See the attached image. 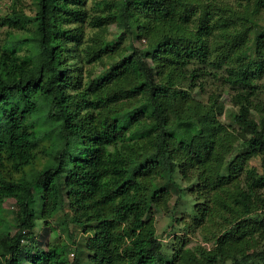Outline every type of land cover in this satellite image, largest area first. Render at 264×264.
Returning <instances> with one entry per match:
<instances>
[{
    "label": "trees",
    "instance_id": "1",
    "mask_svg": "<svg viewBox=\"0 0 264 264\" xmlns=\"http://www.w3.org/2000/svg\"><path fill=\"white\" fill-rule=\"evenodd\" d=\"M258 15L264 0H36L1 16L28 34L0 44V264H65L68 244L45 236L59 213L86 233L69 264H264V26L237 27ZM213 80L235 125L223 92L200 96ZM177 172L197 198L174 220L210 247L156 233Z\"/></svg>",
    "mask_w": 264,
    "mask_h": 264
},
{
    "label": "rangeland",
    "instance_id": "2",
    "mask_svg": "<svg viewBox=\"0 0 264 264\" xmlns=\"http://www.w3.org/2000/svg\"><path fill=\"white\" fill-rule=\"evenodd\" d=\"M35 1L36 0H0V17L4 16L8 13H10L13 9L15 10H22L26 14H32L35 10ZM89 4V2H88ZM264 26V16H256L254 19V23L250 21H244L242 24H237V27L239 29L246 28L248 31V36H251L253 31H256L259 27ZM236 27V28H237ZM85 31L87 32L86 35L91 34L92 31H94L93 28L87 26L85 28ZM26 34H28V31L25 29H15L10 28L7 25H1L0 26V44L5 42L6 38H18L23 37ZM121 34L122 29L115 23H111L107 27V38H109L112 42L121 40ZM138 34H142V32L135 31L134 35H132V43L136 46H143L146 44L145 36H137ZM129 41L128 38L124 41L125 44H127ZM21 51V50H20ZM101 66H91V70L94 74H98L101 70ZM89 69V71H91ZM84 74H88L85 70H83ZM209 79H211L209 77ZM214 83L208 82L205 84V88L202 91V94H200L201 98L205 100L210 93L213 91L222 93V96L220 97V100L225 104L224 110L219 114L220 120L228 125H235L230 118L228 117V112L231 106V102L229 101L230 98V90L226 89V87L220 86L219 82L216 80H213ZM220 86V87H219ZM219 88V89H218ZM197 90V89H195ZM193 96H198L197 91L193 93ZM45 156L42 155V157H39L37 164L40 166L41 162L44 160ZM248 167H255V169L258 172H261L262 166H261V159L259 157H252L247 161ZM161 178V177H160ZM154 185L161 184L166 180V174H162L161 179L154 178ZM176 182L181 186V190L179 191L175 185L172 182H167L166 186L164 185L162 189L165 191L163 193V201L159 200L158 204L156 203L157 208L153 210L152 212V218H153V224L155 226L156 233L158 237L166 242L170 243L172 241H176L177 244L185 243L186 246L192 247L196 244L201 243L204 246L210 247L212 245L213 239L206 240L203 236L204 234L200 231V229H196L194 232H189L184 228V221L181 218V221L176 222L174 220L175 216H180V214L183 212L184 216L183 219L186 216V212H188V207L190 206L191 202L195 201V198H197L194 194L190 192V189H187L190 186V183L186 180H184L181 177L180 173H176L175 175ZM264 191V190H263ZM262 191V192H263ZM264 194V192H263ZM9 201L4 202L3 205L5 207L9 206ZM7 217H10V213H6ZM68 217H64L61 213L59 215H55L52 218L48 220L47 226L49 228L48 235L46 234V241L49 238H52L53 234L59 237L57 238V241L63 240L68 244V247H64L63 249V255L65 259V264H69L72 261L73 257V245L70 241V237L73 238L75 241L74 247L78 246V250H76L75 255L81 258L83 260L86 257V252L81 249L80 244L83 242L84 235L86 233H83L80 229L74 228V226L67 221L65 224L63 223V220H67ZM58 219H62L61 221H56ZM173 223L175 227L172 228L171 224ZM42 220H38V227H40V224H42ZM67 225V228L69 229L68 232L62 229V226ZM6 228V226H4ZM8 229V228H7ZM11 232L14 231L15 227L11 225L9 227ZM38 232H40V228L37 229ZM67 234H69V237H67ZM212 234V233H210ZM44 235V233H43ZM177 237V239H176ZM176 239V240H175ZM45 241V242H46Z\"/></svg>",
    "mask_w": 264,
    "mask_h": 264
}]
</instances>
